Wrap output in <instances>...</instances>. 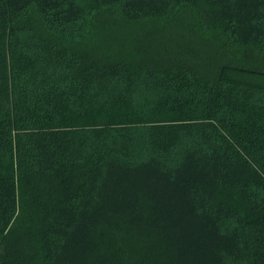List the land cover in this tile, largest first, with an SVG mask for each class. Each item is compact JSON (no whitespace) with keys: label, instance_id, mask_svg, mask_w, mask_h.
Returning <instances> with one entry per match:
<instances>
[{"label":"trees","instance_id":"trees-1","mask_svg":"<svg viewBox=\"0 0 264 264\" xmlns=\"http://www.w3.org/2000/svg\"><path fill=\"white\" fill-rule=\"evenodd\" d=\"M0 264H264V0H0Z\"/></svg>","mask_w":264,"mask_h":264}]
</instances>
